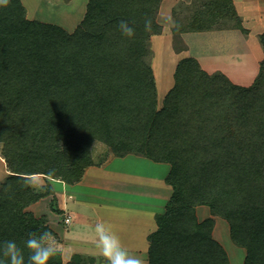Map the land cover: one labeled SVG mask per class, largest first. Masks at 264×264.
<instances>
[{
	"label": "trees",
	"instance_id": "1",
	"mask_svg": "<svg viewBox=\"0 0 264 264\" xmlns=\"http://www.w3.org/2000/svg\"><path fill=\"white\" fill-rule=\"evenodd\" d=\"M163 2L89 0L72 33L28 19L22 0L0 7V143L11 172L0 184V242L22 247L30 232L54 234L47 217L29 208L55 197L51 180L80 183L96 165L93 144L100 142L115 157L171 166L166 182L174 191L149 235V264H230L213 237L214 219L198 222V205L228 221L233 242L247 251L244 264H264V58L248 87L182 58L158 108L148 59L152 38L163 33ZM192 2L174 10L175 38L228 29L250 34L233 0ZM121 20L136 29L134 37L120 33ZM259 40L264 53V32ZM29 176L35 187L24 186ZM51 202L62 214L57 199ZM61 257L50 264H63Z\"/></svg>",
	"mask_w": 264,
	"mask_h": 264
},
{
	"label": "crops",
	"instance_id": "2",
	"mask_svg": "<svg viewBox=\"0 0 264 264\" xmlns=\"http://www.w3.org/2000/svg\"><path fill=\"white\" fill-rule=\"evenodd\" d=\"M233 1L239 16L243 21V25L245 28L249 29L250 34L245 36L238 29L213 30L182 34L183 37L188 36L194 42L192 45L189 44L187 51L185 50L177 55V58H179L175 60L173 66L174 74L178 63L182 58L192 57L196 58L201 68L209 74H224L233 83L237 85L243 84L241 86L246 87L251 86L255 82L260 72V62L264 58L263 49L259 40V35L264 32V0ZM156 36L157 39L163 38V33ZM170 38V42L173 43V35H171ZM254 39H258L260 43L261 54L260 52L256 54V52L251 49V43L254 45L258 44ZM153 40L155 41L154 38ZM251 61L254 65L248 63ZM168 70H170V67ZM154 72L157 76L155 69ZM168 83L169 82H166L165 85H168ZM172 86H174V83L173 85L170 83L167 93L170 91ZM157 87L159 94L158 83ZM132 156L133 155H128L123 157V159H130ZM115 158L116 159L110 163L107 168L111 167V165L118 160L117 157ZM141 158L145 163H149L148 166L151 170H153V173L150 174L153 175L152 182L154 183L148 185V187L140 185L143 187L141 194L134 193L132 183H128V190L126 189L127 196L120 198L122 199L121 205L128 207V204H134V207L127 209L128 213L126 217L124 216L125 208H121V210H119V207H117L116 204L112 207L109 202L100 201V197L95 194L97 193L95 191L99 188L96 182L101 180L100 176L104 173L103 170L107 168L97 172L96 169H94L96 166L90 167L85 172V176L80 183L75 185L63 183L59 190H55V192L61 196L63 201L62 209L59 208L63 212L62 216L70 218L71 221L69 222V229L71 233L66 231L64 234L65 236L67 234L66 238L61 237L60 231L56 228L53 230L59 236V239H56V242L59 247V252H61L63 256V264H69L71 261L69 259H72L75 254L87 257H95L97 254L99 255L98 250L95 247L96 235L94 232V227L98 222L110 225L118 234L122 233L119 237L121 238L124 246L132 253L142 255L145 261H149V256H147L149 255L150 248V242L148 239L149 235L156 231V216L165 212L167 203L171 197V194L167 195L166 192L165 194L162 193L163 189L160 184L169 174L171 166L166 163H156L144 157ZM0 164V168L3 170V174L0 177V180L2 179L0 183H2L6 180L9 174H11V172L8 170L7 163L1 153ZM98 192L100 191L98 190ZM113 192L118 193L117 191ZM93 195H96V197ZM116 197L117 196H115V198ZM117 199H119V197H117ZM37 204H34L31 207ZM197 217L200 221L210 218V209L206 206H198ZM120 218L122 220V227H115V225L118 224L116 223L114 225L113 222ZM228 229L230 238L226 235V232L228 233ZM228 229L227 226L220 220V217H217L215 220L213 237L224 248L228 239L233 242L229 225ZM125 232H128V234L132 233V235L125 236ZM225 250L228 254V250L226 248ZM241 250L242 252L233 250L230 254H228L230 264H236V261L239 260V258H241L240 264H244L247 251L244 248Z\"/></svg>",
	"mask_w": 264,
	"mask_h": 264
},
{
	"label": "rangeland",
	"instance_id": "3",
	"mask_svg": "<svg viewBox=\"0 0 264 264\" xmlns=\"http://www.w3.org/2000/svg\"><path fill=\"white\" fill-rule=\"evenodd\" d=\"M88 1L89 0H22L26 8V15L28 19L39 20L44 23L56 24L63 27L70 33L74 32L78 27V25L81 23V21L84 19L87 10L86 4H88ZM192 1L194 0H164L159 13L158 21L163 26L164 29L163 38L157 39V36L153 37L155 41L152 38L151 41L152 54L148 59V61L150 62L152 67H154L157 74V76L156 75L155 76L159 86L158 108H161L163 105V99L166 96L170 83H172L173 85V83L175 82L173 77L174 75L173 66L175 60L179 58V57L177 58V55H179V53H182L181 50L183 49L187 51V49L189 48V44L192 45L194 42L188 36H184V37L181 36L180 38L179 37L175 38V36L173 35L172 30H174L176 26L174 10L178 9L179 12H183V10L185 11L187 5L193 3ZM171 35H173V43L170 42ZM254 40L258 44L254 45L251 43V49L254 50L256 54L258 52H260L261 54L260 43L258 39H254ZM248 63L254 65L252 61ZM169 67L170 70H168ZM166 82H169L168 85H165ZM93 145H94L93 155L96 162L95 165L96 168L94 169H96L97 172H100L103 169L107 168V166L110 163H112L116 158L113 155H111V153H109L108 147L103 143L97 142ZM2 146L3 143H0V153L3 156ZM130 155H133L130 159H126V158L120 159L117 157L118 160H116L115 163L111 165V167L103 170L104 173H102L100 176L102 181L97 179L99 181L96 182L99 186V188L97 189L100 192H98V190L95 191L97 192L95 194L100 197L99 198L100 201L102 202L107 201V203L109 202V204H111L112 207L114 204H116L117 207H119V210H121V208H125L124 210L125 217L127 216L128 213L127 209H131L134 207V204H128V207L121 205L122 199L120 198L127 196L126 189L128 190V183H132V189L134 193L137 194L142 193V188H143L142 186L148 187V185L154 183L152 182L153 175H151L153 173V170H151L150 167L148 166L149 163L147 164L144 161H142L141 157L143 156L134 155V154H130ZM2 174H3V170L0 168V177ZM166 178L162 183H160L163 189L162 193L165 194L166 192L167 195L171 194L172 197L174 190L169 184H167ZM1 181L2 179L0 180V182ZM51 183L55 188V190H59L62 187V184L65 182H62L60 180H51ZM43 185L44 183H39L37 189L41 188ZM113 191H117L118 193H114ZM96 195L93 196L96 197ZM115 196L119 197V199H117V197L115 198ZM53 198L57 199L56 206L62 209V205H63L62 198L59 194L56 193L55 197L53 195H50L49 197L41 200L39 204L30 207L29 210H31L34 213V215L39 218L42 216H46L49 221L48 224L52 228V230L56 228L57 230L60 231L61 235L60 234L59 235L63 238H66L67 234L65 236L64 235L65 232L68 231V233L69 232L71 233L69 229L70 223H67V219L70 218H66L62 216V214L53 211L52 209L53 203L51 202ZM196 213H197V209H196ZM157 216H156V222H157ZM217 217L220 216H214L211 213L210 218H213L214 221L216 220ZM221 218L222 217H220V220L227 226L228 229V225H229L228 222H226V219L224 220V218L222 219ZM121 221L122 220L120 218L115 222H113V224L115 225L117 223L118 225H115V227L118 226L122 227ZM198 222H203V221L198 220ZM118 235L121 236L122 233ZM124 235L131 236L132 233L128 234V232H125ZM226 235H228V238H230L229 229H228V233L226 232ZM54 236L56 237V239H59V236L57 235L56 232H54ZM225 248L228 250L229 252L228 254H230L233 250L242 252L241 250L242 248L235 245L229 239L225 245ZM100 257L98 254L95 257L93 256L87 257V256L75 254L72 259H69L71 260L69 264H106L104 258L103 257L100 258ZM148 263H149L148 260L145 261V264ZM240 263H241V258H239V260L236 261V264H240Z\"/></svg>",
	"mask_w": 264,
	"mask_h": 264
},
{
	"label": "clouds",
	"instance_id": "4",
	"mask_svg": "<svg viewBox=\"0 0 264 264\" xmlns=\"http://www.w3.org/2000/svg\"><path fill=\"white\" fill-rule=\"evenodd\" d=\"M9 3L10 0H0V7H7ZM152 23L150 17L145 18L144 30L146 32H151ZM118 29L126 38L135 36L136 29L126 20L119 22ZM48 174L52 175L53 172L50 171ZM37 183L38 181L31 176L24 179L25 187H35ZM7 190V188L4 189L5 192ZM94 232L95 247L106 264H145L143 256L128 250L110 225L98 222L94 227ZM58 253L56 237L49 230L28 233L22 247L15 240L0 242V264H50Z\"/></svg>",
	"mask_w": 264,
	"mask_h": 264
},
{
	"label": "built area",
	"instance_id": "5",
	"mask_svg": "<svg viewBox=\"0 0 264 264\" xmlns=\"http://www.w3.org/2000/svg\"><path fill=\"white\" fill-rule=\"evenodd\" d=\"M70 222V219H67V223H69Z\"/></svg>",
	"mask_w": 264,
	"mask_h": 264
},
{
	"label": "bare ground",
	"instance_id": "6",
	"mask_svg": "<svg viewBox=\"0 0 264 264\" xmlns=\"http://www.w3.org/2000/svg\"><path fill=\"white\" fill-rule=\"evenodd\" d=\"M163 78V77H162ZM163 83V82H162Z\"/></svg>",
	"mask_w": 264,
	"mask_h": 264
}]
</instances>
